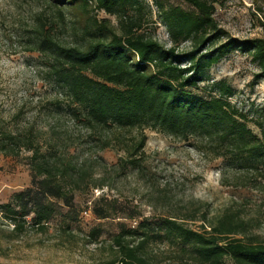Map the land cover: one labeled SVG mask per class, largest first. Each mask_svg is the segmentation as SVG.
I'll use <instances>...</instances> for the list:
<instances>
[{
	"label": "trees",
	"instance_id": "obj_1",
	"mask_svg": "<svg viewBox=\"0 0 264 264\" xmlns=\"http://www.w3.org/2000/svg\"><path fill=\"white\" fill-rule=\"evenodd\" d=\"M41 1L46 6L34 17L26 50L44 61L48 77L58 86L51 106L63 112L51 113L58 120L45 131L33 126L10 130L0 118V153L10 157L30 153L31 187L14 194L0 211L12 219L15 232L28 224L44 230L55 213V202L71 210L77 192L106 185L96 178L103 159L96 155L89 162L90 154L79 157L75 149L96 154L115 150L122 155L113 167L140 173L147 129L179 139L200 133L220 145L217 156L230 159L235 154L254 167L264 166V129L263 139L255 137L245 116L227 99L208 98L195 90L205 70L235 48L251 56L264 78V39L221 43L224 31L214 19L218 0H186L189 9L163 10L170 47L139 32L140 20L133 12L142 9L143 0ZM95 11L118 18L121 33L113 31L109 19L89 18ZM185 42L188 50L180 51ZM220 90L232 94L223 84ZM63 120L81 127L76 137L65 124L58 125ZM96 215L106 219L112 214L102 208ZM141 227L142 222L135 229L121 228L114 238L117 257L106 264H156L146 253L150 232L141 235ZM158 228L188 256L186 264H264V242L248 236L250 222L230 210L207 226L204 222L201 231L174 217L163 219Z\"/></svg>",
	"mask_w": 264,
	"mask_h": 264
},
{
	"label": "rangeland",
	"instance_id": "obj_2",
	"mask_svg": "<svg viewBox=\"0 0 264 264\" xmlns=\"http://www.w3.org/2000/svg\"><path fill=\"white\" fill-rule=\"evenodd\" d=\"M143 1L142 9L133 12L140 20L139 32L170 47L162 11L171 6L189 9V3ZM45 6L41 0H0V118L10 130L33 126L45 131L58 120L51 113L63 112L51 106L58 86L48 77L44 61L26 50L30 46L34 17ZM89 18L109 19L113 31L121 33L115 16L95 11ZM214 19L224 31L221 43L229 39H264V0H218ZM188 47L189 43L185 42L180 51ZM260 73L249 54L231 49L205 70L203 81L195 90L208 98L227 99L245 116L255 137L263 139L264 78ZM220 84L230 87L232 94L225 95ZM63 121L58 125L65 124L70 135L76 137L81 127ZM145 134L146 155L140 173L113 167L122 155L115 150L96 154L75 149L77 156L90 157L89 162L96 155L103 159L96 178L106 185L101 189L85 187L77 192L71 210L55 202V213L44 230L28 224L22 232H15L12 219L0 212V264H106L117 257L114 238L121 228L135 229L141 222V235L149 231L152 238L146 253L156 264H186L188 256L165 238L163 232L159 233L160 222L174 217L201 231L204 222L207 226L227 210L248 220L251 224L248 236L264 242V166L254 167L253 162L242 161L235 154L230 159L217 156L220 145L211 144L200 133L186 139L153 129H147ZM28 156L30 153L26 151L18 157L0 153V211L12 201L14 194L31 187ZM236 177L243 180L237 181ZM102 208L112 215L99 218L96 214ZM133 215L137 218H129ZM139 236L140 233L136 238Z\"/></svg>",
	"mask_w": 264,
	"mask_h": 264
}]
</instances>
